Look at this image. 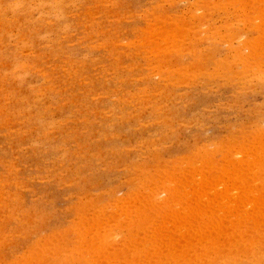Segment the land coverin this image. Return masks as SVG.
<instances>
[{"label": "rangeland", "instance_id": "rangeland-1", "mask_svg": "<svg viewBox=\"0 0 264 264\" xmlns=\"http://www.w3.org/2000/svg\"><path fill=\"white\" fill-rule=\"evenodd\" d=\"M174 1L0 0V264H64L65 260L66 264H74L77 261L74 260L77 257L75 253L78 254L76 249L80 247L79 251L83 252H80L79 262L75 264H93L95 257L96 264L102 260L100 264H112L113 260L114 264L116 261L117 264L123 261V264H140L141 260V264H145L146 260L152 263L161 248L163 252L166 247H169L167 251L177 249L174 238L177 237L180 244L184 235L179 234L188 236L198 227H206V220L214 213L223 217L227 212L231 214L224 217V226L221 228L224 229L225 225L229 227L226 231L220 229L227 232L242 213V218L251 217L252 207L256 203L252 205V200H256V195L262 201L259 204L264 203V193H261L264 192V169L260 168H264V153L257 151L256 145L261 143L262 148L264 142V71H260L259 75L261 69L253 71L255 68H252L250 71L246 63L248 60L251 65L257 58L258 64L264 59L261 58L264 57L261 51L264 49V21H260L262 17L264 19V6L260 7L264 3L246 0L249 4L242 5V8L240 4L245 0L241 3L238 0L240 6L235 0ZM252 6L256 7L255 13ZM244 14L246 17H243ZM258 20L260 23H257ZM231 32L238 37L232 38ZM251 43H255L256 47ZM249 56L251 58L247 59ZM227 63L228 67L225 68ZM254 63L253 67L256 66ZM259 65L262 66V63ZM254 72L259 74L255 75L257 73ZM253 127L258 129L257 132ZM257 137L261 139L258 142ZM247 154L249 156L244 157ZM216 155L222 156L218 159ZM205 158L211 161L207 162ZM201 160L205 161L202 163ZM241 161H244V167ZM252 161L256 164L250 168ZM213 177L214 180L218 179L217 189ZM208 180H212L209 186ZM196 195L199 196L198 200ZM217 203L224 205L220 207L221 210L217 208ZM158 207H165L166 212ZM261 208L259 210H263L261 213L264 215V208ZM259 212L253 213L259 217ZM201 215H205L206 219ZM141 216L142 219L139 218ZM201 218L206 222L205 225H197L198 222H204L199 220ZM136 219L139 221L136 222ZM226 220L229 222L225 223ZM79 223L82 225L79 226ZM147 224L153 225L152 229ZM108 229L111 233H108ZM177 229L184 230L177 232ZM102 233H105L106 239L111 238L107 240L110 244L105 245L106 239L101 241L105 237ZM161 233L166 234L164 238ZM127 237L133 238L131 243ZM139 237L141 241L148 240V237L153 238V241L166 237L170 241L161 240L160 245L165 244L157 252L159 247L155 250L153 247L150 249L149 245L146 250L145 242H141ZM66 238L69 240L66 241ZM89 240L93 243L91 249ZM169 242L175 245L171 243L168 246ZM134 243H137L135 247ZM182 243L180 247L186 249V241ZM143 248L145 251L141 250ZM59 250L66 251L67 256ZM84 252H90L93 258L90 254L84 256ZM138 253L140 256L145 255V258L138 256ZM82 254L83 258H80ZM24 257L28 260H24Z\"/></svg>", "mask_w": 264, "mask_h": 264}, {"label": "bare ground", "instance_id": "bare-ground-1", "mask_svg": "<svg viewBox=\"0 0 264 264\" xmlns=\"http://www.w3.org/2000/svg\"><path fill=\"white\" fill-rule=\"evenodd\" d=\"M114 1V0H113ZM205 1V0H204ZM207 1V0H206ZM227 1H229V0H227ZM236 1V3L238 4V6H240V7H242L243 8V6L242 5H244V4H249L248 2H249V0H248V2L246 1V2H244L243 0H239L240 1V3H238V0H235ZM254 1V0H253ZM259 2V1H261V2H263L264 3V0H256L255 2ZM169 2V1H168ZM173 2H175L174 0H173ZM177 2V1H176ZM208 2H210V1H208ZM207 2V3H208ZM216 2V1H215ZM218 2V1H217ZM220 2V1H219ZM226 2V1H225ZM261 2H259L260 4H263V3H261ZM163 3V2H162ZM212 3H213V1H212ZM231 3V2H230ZM235 2H234V4H236ZM250 3H251V0H250ZM258 3V4H259ZM216 4V3H215ZM227 5H228V3H226ZM240 4V5H239ZM254 4V3H253ZM260 4H259V6H260ZM194 5H196V3H194ZM207 5V4H206ZM205 5V6H206ZM230 5V4H229ZM228 5V6H229ZM231 5H232V3H231ZM251 5V4H250ZM257 5V4H256ZM217 6V5H216ZM237 6V5H236ZM235 6V7H236ZM237 6V7H238ZM248 6V5H247ZM255 6V5H254ZM254 6H252L253 8H254ZM258 6V5H257ZM264 5H261L260 7H263ZM208 7V6H207ZM234 7V6H233ZM196 8H198V6L196 7ZM251 7H249V9H250ZM264 8V7H263ZM252 9V8H251ZM250 9V10H251ZM256 9V7L253 9V11ZM247 10V9H246ZM261 10V9H260ZM196 11V10H195ZM243 11H245V10H243ZM263 11V10H262ZM192 12H194V11H192ZM260 11H258V13H259ZM238 13V12H237ZM242 13V12H241ZM254 13H255V11H254ZM166 14V13H165ZM193 14V13H192ZM249 14V13H248ZM251 14V13H250ZM262 14V13H261ZM263 14H264V12H263ZM240 15V14H239ZM238 15V16H239ZM259 15V14H258ZM250 16H252V15H250ZM264 16V15H263ZM105 17H106V15H105ZM121 17V16H120ZM157 17V16H156ZM155 17V18H156ZM161 17V16H160ZM174 17V16H173ZM176 17V16H175ZM178 17V16H177ZM176 17V18H177ZM192 17V16H191ZM242 17V16H241ZM243 17H246L245 16V14L243 15ZM254 17V16H253ZM256 17V16H255ZM258 17V16H257ZM260 17V16H259ZM159 18V17H158ZM162 18V17H161ZM182 19H183V16L181 17ZM201 18V17H200ZM205 18V17H204ZM238 18H240V17H238ZM263 18V17H262ZM261 18V23H262V20L264 21V19H262ZM164 19V18H163ZM171 19V18H170ZM180 19V18H179ZM178 19V20H179ZM189 19V18H188ZM201 19H203V18H201ZM217 19V18H216ZM259 19V18H258ZM153 20V19H152ZM205 20V19H204ZM241 20V19H240ZM246 20V19H245ZM171 21V20H170ZM177 21V20H176ZM175 21V22H176ZM189 21V20H188ZM193 21V20H192ZM227 21V20H226ZM236 21V20H235ZM238 21V20H237ZM249 21V20H248ZM247 21V22H248ZM259 21V20H258ZM257 21V23H260V21L258 22ZM202 22V21H201ZM225 22V21H224ZM185 23H187V22H185ZM191 23V22H190ZM198 23V22H197ZM241 23V22H240ZM244 23V22H243ZM250 23V22H249ZM253 23V22H252ZM256 23V22H255ZM257 23H256V25H257ZM182 24H183V21H182ZM189 24V23H188ZM175 25H179V24H175ZM181 25V24H180ZM198 25V24H197ZM202 25V24H201ZM207 25V24H206ZM245 25V24H244ZM255 25V26H256ZM151 26V25H150ZM154 26V25H153ZM165 26V25H164ZM185 26V25H184ZM228 26H229V24H228ZM247 26V25H246ZM264 26V25H263ZM145 27V26H144ZM177 27V26H176ZM199 27V26H198ZM201 27V26H200ZM205 27V26H204ZM222 27V26H221ZM227 27V26H226ZM238 27V26H237ZM258 28H259V25L257 26ZM166 28V27H165ZM180 28V30H181V27H179ZM248 28V27H247ZM251 28V27H250ZM256 28V27H255ZM101 29V28H100ZM148 29V28H147ZM161 29V28H160ZM164 29V28H163ZM227 29V28H226ZM229 29H232L231 27L229 28ZM238 29V28H237ZM239 29H240V27H239ZM254 29V28H253ZM143 30V29H142ZM149 30V29H148ZM159 30V29H158ZM99 31V30H98ZM115 31V30H114ZM181 31H183V30H181ZM189 31H191V30H189ZM194 31H196L197 32V30H194ZM227 31V30H226ZM235 32V31H234ZM156 33V32H155ZM161 33H162V31H161ZM183 33V32H182ZM199 33V32H198ZM235 33H237V32H235ZM235 33L234 34H232V32H231V34L232 35H234V36H232L231 34H230V36L232 37V38H234L235 37ZM150 34V33H149ZM157 34V33H156ZM197 34V33H196ZM240 34V33H239ZM147 35V34H146ZM162 35V34H161ZM160 35V36H161ZM183 35V34H182ZM153 36H154V34H153ZM158 36H159V34H158ZM165 36H167V35H165ZM170 36V35H169ZM172 36V35H171ZM208 37H209V35H207ZM206 36V37H207ZM116 37V36H115ZM149 37V36H148ZM164 37V36H163ZM173 37H175V36H173ZM236 37H238L237 35H236ZM235 37V38H236ZM252 37V36H251ZM151 38V37H150ZM154 38V37H153ZM205 38V37H204ZM210 38V37H209ZM231 38V39H232ZM112 39V38H111ZM174 39V38H173ZM211 39V38H210ZM215 39V38H214ZM264 39V38H263ZM140 40V39H139ZM147 40V39H146ZM160 41H161V37H160V39H159ZM158 40V41H159ZM166 40V39H165ZM202 40V39H201ZM233 40V39H232ZM231 40V41H232ZM241 40H242V38H241ZM149 41V40H148ZM147 41V42H148ZM154 41V40H153ZM152 41V42H153ZM157 41V42H158ZM164 41V40H163ZM115 42V41H114ZM121 42V41H120ZM176 42V41H175ZM229 42H230V39H229ZM242 42V41H241ZM256 42V41H255ZM259 42H260V40H259ZM258 42V43H259ZM154 43V42H153ZM156 43V42H155ZM160 43V42H159ZM164 43V42H163ZM163 43H162V45H163ZM167 43H169L168 41H167ZM141 44V43H140ZM158 44V43H157ZM230 44H232L231 42H230ZM237 44H238V42H237ZM252 45H254L253 43H251ZM139 45V44H138ZM234 45V44H233ZM236 45V44H235ZM241 45V44H240ZM239 45V46H240ZM243 45V44H242ZM246 45V44H245ZM183 46V45H182ZM194 46V45H193ZM259 46V45H258ZM260 46H262V45H260ZM264 46V45H263ZM153 47V46H152ZM164 47V46H163ZM249 47V46H248ZM254 47H256V45H254ZM253 47V48H254ZM151 48V47H150ZM165 48V47H164ZM191 48V47H190ZM242 48V47H241ZM251 48V47H250ZM249 48V49H250ZM257 48H259V47H257ZM256 48V49H257ZM264 48V47H263ZM154 49V48H153ZM163 49V48H162ZM188 49V48H187ZM192 49V48H191ZM147 50V49H146ZM159 50H160V47H159ZM159 50H158V52H159ZM178 50V49H177ZM254 50V49H253ZM252 50V52H254ZM259 50V49H258ZM264 50V49H263ZM263 50L261 49V51H262V53L264 54V52H263ZM153 51V50H152ZM257 51V50H256ZM256 51H255V53H256ZM260 51V50H259ZM155 52H157V51H155ZM185 52V51H184ZM198 52V51H197ZM252 52H250V53H252ZM165 53V52H164ZM235 53V52H234ZM254 53V54H255ZM152 54V53H151ZM166 54V53H165ZM154 55V54H153ZM197 55V54H196ZM237 55V54H236ZM244 55V54H243ZM257 55V54H256ZM259 55V54H258ZM167 56V55H166ZM251 56V55H250ZM248 57L247 59H249V58H251V57ZM240 57V56H239ZM255 57V56H254ZM261 57V56H260ZM164 58H165V56H164ZM235 58V57H234ZM244 58V57H243ZM261 58H264V57H261ZM163 59V58H162ZM194 59H196V58H194ZM242 59V58H241ZM255 59V60H254ZM253 60L254 61H256L254 64L256 65L255 67H253L252 66V64L253 63H251V65H250V63L248 62V60H246L247 62V64H249V65H247V67L249 68V70L251 69V70H253L254 68L256 69V68H259V69H261V70H259V72L260 71H264V63H263V61H264V59L262 60L261 59V62H259L258 64H257V58H254ZM260 59V58H259ZM198 60V59H197ZM244 60H245V58H244ZM252 60V61H253ZM214 61V60H213ZM222 61V60H221ZM230 61V60H229ZM235 61V60H234ZM249 61H251V60H249ZM176 62V61H175ZM233 62V61H232ZM225 63V62H224ZM242 63L244 64V61H242ZM262 63V66H260L259 64H261ZM179 64V63H178ZM160 65V64H159ZM164 65H166V64H164ZM198 65V64H197ZM217 65V64H216ZM184 66V65H183ZM245 66H246V64H245ZM226 67H228V63H227V66H225V68ZM263 69H262V68ZM179 68H181V67H179ZM199 68V67H198ZM198 68H196V69H198ZM245 68V67H244ZM247 68V69H248ZM253 68V69H252ZM191 69H193V68H191ZM216 69V68H215ZM246 69V70H247ZM253 70V71H257L258 69H256V70ZM213 70V69H212ZM222 70V69H221ZM224 70V69H223ZM222 70V71H223ZM229 70V69H228ZM244 70V69H243ZM246 70H244V71H246ZM250 70V71H251ZM165 71V70H164ZM172 71V70H171ZM198 71H200V70H198ZM160 72H161V70H160ZM201 72V71H200ZM208 72V71H207ZM219 72V71H218ZM185 72H183V74H184ZM254 73H257V72H254ZM253 73V74H254ZM153 74V73H152ZM172 74V73H171ZM201 74H202V72H201ZM213 74H215V73H213ZM259 73H257V74H255V75H258ZM180 75H181V73H180ZM217 75V74H216ZM227 75V74H226ZM236 75V74H235ZM251 75H252V73H251ZM259 75H261V72H260V74ZM263 75H264V73H263ZM262 75V76H263ZM190 76V75H189ZM224 76V75H223ZM186 77V76H185ZM261 77V76H260ZM259 77V78H260ZM176 78V77H175ZM264 78V77H263ZM179 79V78H178ZM160 104V103H159ZM163 107V106H162ZM254 123H255V121H254ZM248 124V123H247ZM264 124V123H263ZM258 125V124H257ZM260 125V124H259ZM258 125V126H259ZM251 127V126H250ZM257 127V126H256ZM233 128V127H232ZM254 128V127H253ZM252 128V129H253ZM264 129V128H263ZM238 130V129H237ZM254 130L256 131V130H258L257 128L255 129L254 128ZM253 130V131H254ZM242 131H244V130H242ZM252 132V131H251ZM257 132V131H256ZM263 133H264V131H263ZM237 135V134H236ZM164 137V136H163ZM263 137H264V135H263ZM235 138V137H234ZM260 138H261V136H260ZM196 139V138H195ZM229 139V138H228ZM233 139V138H232ZM241 139V138H240ZM244 139V138H243ZM242 139V140H243ZM254 139V138H253ZM257 140V142H258V137L256 138ZM261 139H263V138H261ZM261 139H259V140H261ZM248 140V139H247ZM246 140V141H247ZM255 140V139H254ZM228 141V140H227ZM262 141H264V140H262ZM261 141V142H262ZM215 143V142H214ZM213 143V144H214ZM227 143V142H226ZM241 143V142H240ZM246 143V142H245ZM253 143V142H252ZM244 144V143H243ZM255 144V143H254ZM263 144V146H264V142L262 143ZM155 145V144H154ZM210 145H212V144H210ZM221 145V144H220ZM220 145H219V147H220ZM224 145V144H223ZM230 146L232 145L231 143L229 144ZM235 145V144H234ZM239 145V144H238ZM242 145V144H241ZM256 145H258L257 146V151L258 150H261V153L263 154L264 152L262 151L263 149H264V147L263 146H261L262 148H260V145H261V143H259V144H257L256 143ZM188 146V145H187ZM222 146V145H221ZM253 145H251V147H252ZM201 147V146H200ZM217 148V147H216ZM226 148V147H225ZM241 148H244V146L243 147H241ZM247 148V147H246ZM248 148H249V146H248ZM255 148V147H254ZM207 149H210V147L208 148L207 147ZM220 149V148H219ZM218 149V150H219ZM231 149V148H230ZM236 149V148H235ZM234 149V150H235ZM256 149V148H255ZM201 150V149H200ZM206 150V149H205ZM221 150V149H220ZM219 150V151H220ZM224 150V149H223ZM245 150V149H244ZM249 150V149H248ZM252 149L250 148V151H251ZM212 151V150H211ZM210 151V152H211ZM217 151V150H216ZM222 151V150H221ZM220 151V152H221ZM239 151H241V150H239ZM250 151H249V153H250ZM254 151V150H253ZM252 151V152H253ZM201 152H202V150H201ZM207 152V151H206ZM203 153V152H202ZM214 153H216V152H214ZM223 153V152H222ZM230 153V152H229ZM246 153V152H245ZM248 153V152H247ZM257 153V152H256ZM260 153V152H259ZM259 153H257V154H259ZM188 154V153H187ZM186 154V155H187ZM193 154V153H192ZM199 154V153H198ZM205 154V153H204ZM184 155H185V153H184ZM190 155H191V153H190ZM189 155V156H190ZM194 155V154H193ZM240 155H243V154H240ZM240 155H239V157L238 158H240ZM261 155V154H260ZM207 156V155H206ZM209 156H211V154L209 155ZM213 156V155H212ZM217 156V155H216ZM222 156V155H221ZM221 156H217L218 157V159H219V157H221ZM228 156V155H227ZM249 155L247 154V156L245 155L244 157H248ZM251 156V155H250ZM255 156V155H254ZM263 157H264V155H262ZM180 157H182V156H180ZM179 157V158H180ZM186 157V156H185ZM191 157V156H190ZM194 157V156H193ZM192 157V158H193ZM199 157H201L200 155H199ZM203 157V156H202ZM201 157V158H202ZM253 157V156H252ZM262 157V158H263ZM158 158V157H157ZM209 158V157H208ZM207 158V160H206V158H205V160L208 162V159ZM211 158V157H210ZM213 158V157H212ZM211 158V159H212ZM235 158H237V157H235ZM242 158H243V156H242ZM156 159V158H155ZM166 159H168V158H166ZM170 159V158H169ZM188 159V158H187ZM194 159V158H193ZM196 159V158H195ZM211 159L209 160V161H211ZM216 159V158H215ZM233 159V158H232ZM247 159V158H246ZM250 159V157L248 158V160ZM264 159V158H263ZM156 160H158V159H156ZM162 160V159H161ZM177 160H179V159H177ZM182 160V159H181ZM180 160V161H181ZM192 160V159H191ZM204 160V161H205ZM221 160V159H220ZM231 160V159H230ZM229 160V161H230ZM254 160V159H253ZM184 161V160H183ZM189 160H187V162H188ZM194 161V160H193ZM202 161V160H201ZM204 161H202V163L204 162ZM213 161V160H212ZM236 161V160H235ZM240 161V160H239ZM263 161V160H262ZM190 162V161H189ZM188 162V163H189ZM199 162V161H198ZM220 162V161H219ZM241 162H243V167H244V161H241ZM240 162V163H241ZM248 162V161H247ZM250 162H251V159H250ZM253 163H251V166H250V168L254 165V161H252ZM206 163V162H205ZM215 163V162H214ZM221 163V162H220ZM246 163V162H245ZM177 164V163H176ZM179 164V163H178ZM185 164V163H184ZM187 164V163H186ZM198 164V163H197ZM209 164V163H208ZM213 164V163H212ZM218 164V163H217ZM224 164V163H223ZM256 164V163H255ZM188 166H189V164H187ZM196 165V164H195ZM199 165V164H198ZM214 165V164H213ZM212 165V166H213ZM219 165V164H218ZM246 165H247V163H246ZM261 165H262V163H261ZM264 165V164H263ZM164 166V165H163ZM173 166H174V164H173ZM184 166V165H183ZM182 166V167H183ZM204 166H207V165H204ZM232 167H233V165H231ZM240 165H238L237 167H239ZM255 166V165H254ZM191 167V166H190ZM194 167V166H193ZM223 167V166H222ZM242 167V166H241ZM242 167V168H243ZM246 167H248V165L246 166ZM245 167V168H246ZM257 167V166H256ZM264 167V166H263ZM176 168H177V166H176ZM178 168L180 169L181 167L180 166H178ZM198 168V167H197ZM231 168V167H230ZM255 167H253V169H254ZM261 169H264V168H262V167H260ZM175 169V168H174ZM193 169V168H192ZM234 169H236V168H234ZM238 169H240V168H238ZM247 169V168H246ZM249 169V168H248ZM247 169V170H248ZM256 169V168H255ZM168 171H169V169H167ZM178 170V169H177ZM176 170V171H177ZM185 170V169H184ZM183 170V171H184ZM196 170V169H195ZM201 170V169H200ZM204 170V169H203ZM221 170V169H220ZM247 170H245L246 172H249V171H247ZM250 170H252V169H250ZM151 171V170H150ZM174 171V170H173ZM172 171V172H173ZM180 171V170H179ZM178 171V172H179ZM199 171V170H198ZM219 171V170H218ZM239 171V170H238ZM254 172H255V170H253ZM167 172V171H166ZM191 172V171H190ZM223 172H224V168H223ZM222 172V173H223ZM237 172V171H236ZM235 172V173H236ZM251 172V171H250ZM153 173V172H152ZM184 173H186V172H184ZM208 173H209V171H208ZM213 173V172H212ZM212 173H210V174H212ZM226 173V172H225ZM225 173H223V174H225ZM263 173V172H262ZM181 174V173H180ZM201 174V173H200ZM203 174H205V172L203 173ZM216 174V173H215ZM227 174V173H226ZM239 175H240V173H238ZM250 174V173H249ZM153 175V174H152ZM157 175V174H156ZM169 175V174H168ZM168 175H166V176H168ZM182 175V174H181ZM186 175V174H185ZM191 175V174H190ZM205 175H207V172H206V174ZM217 175V174H216ZM233 175V174H232ZM138 176V175H137ZM155 176V175H154ZM159 176V175H158ZM160 176H161V174H160ZM175 176H177V175H175ZM195 176V175H194ZM198 176V175H197ZM254 176V175H253ZM256 176V175H255ZM262 176H264V175H262ZM172 177V176H171ZM209 177H210V175H209ZM236 177V176H235ZM245 177H247V176H245ZM157 178V177H156ZM159 178V177H158ZM168 178V177H167ZM170 178V177H169ZM173 178H175V177H173ZM172 178V179H173ZM243 178V177H242ZM183 179V178H182ZM195 179H198V178H195ZM200 179V178H199ZM201 179H202V177H201ZM223 179V178H222ZM181 180V179H180ZM191 180V179H190ZM189 180V181H190ZM203 180H205V179H203ZM206 180H207V177H206ZM218 180V179H217ZM217 180H214V177H213V181H214V183H215V181L217 182L215 185H214V187L217 189V188H219L218 186H219V183H218V181ZM221 180V179H220ZM233 180H234V178H233ZM240 180H242V179H240ZM244 180H245V178H244ZM256 180V179H255ZM11 181V180H10ZM144 181V180H143ZM184 181H186V180H184ZM188 181V180H187ZM199 181V180H198ZM209 181V180H208ZM231 181V180H230ZM236 181V180H235ZM239 181V180H238ZM258 180H256V182H257ZM160 182V181H159ZM175 182H176V180H175ZM191 182H193V181H191ZM190 182V183H191ZM195 182H197V181H195ZM200 182V181H199ZM205 182H207V181H205ZM210 182V181H209ZM211 182H212V180H211ZM210 182V184H208V186L209 185H211L212 183ZM244 182V181H243ZM242 182V183H243ZM247 182H248V180H247ZM144 183V182H143ZM178 183H180L179 181H178ZM184 183V182H183ZM183 183H182V185H183ZM198 183V182H197ZM201 183V182H200ZM213 183V184H214ZM230 183V182H229ZM144 184H148V183H144ZM188 184H189V182H188ZM191 184H193V183H191ZM196 184V183H195ZM199 184V183H198ZM204 184V183H203ZM217 184H218V186H217ZM224 184V183H223ZM246 184V183H245ZM252 184V183H251ZM259 184V183H258ZM153 185V184H152ZM181 184H180V187L182 186ZM202 185V184H201ZM200 185V186H201ZM205 185H207L206 183H205ZM222 185V184H221ZM239 185H241V184H239ZM253 185H255V184H253ZM261 185L262 184H260L259 186H260V188H261ZM263 185H264V182H263ZM142 186V185H141ZM154 186V185H153ZM186 186H187V184H186ZM185 186V187H186ZM189 186V185H188ZM192 186H194V185H192ZM191 186V187H192ZM223 186V185H222ZM243 186V185H242ZM247 186V185H246ZM250 186V185H249ZM248 186V187H249ZM258 186V187H259ZM144 186H142V188H143ZM148 186H146V188H147ZM164 187V186H163ZM162 186H161V188H163ZM183 187V186H182ZM240 187V186H239ZM255 187V186H254ZM257 187V186H256ZM149 188V187H148ZM160 188V189H161ZM184 188V187H183ZM182 188V189H183ZM187 188V187H186ZM145 189V188H144ZM155 189H156V187H155ZM172 189H173V187H172ZM191 188H189V190H190ZM197 189V188H196ZM206 189V188H205ZM226 189V188H225ZM243 189H245V188H243ZM255 189V188H254ZM256 189H258V188H256ZM262 189H264V187L262 188ZM164 190V189H163ZM185 190V189H184ZM248 190V189H247ZM250 190V189H249ZM248 190V191H249ZM252 190V189H251ZM261 190V189H260ZM259 190V191H260ZM118 191V190H117ZM152 191V190H151ZM166 191V190H165ZM172 191V190H171ZM194 191V190H193ZM196 191V190H195ZM216 191V190H215ZM219 191V190H218ZM236 191H238L237 189H236ZM244 192H245V190H243ZM254 191V190H253ZM264 191V190H263ZM154 192V191H153ZM163 192V191H162ZM191 192V191H190ZM221 192V191H220ZM222 192H223V190H222ZM221 192V193H222ZM226 192H228V190L226 191ZM254 192H256V191H254ZM253 192V193H254ZM141 194H142V192H140ZM146 193V192H145ZM156 194H157V192H155ZM166 193V192H165ZM183 193V192H182ZM207 193V192H206ZM230 193V192H229ZM233 193V192H232ZM251 193V192H250ZM249 193V194H250ZM262 194L264 193V192H261ZM134 194V193H133ZM139 194V193H138ZM137 194V195H138ZM191 194V193H190ZM195 194V193H194ZM203 194V193H202ZM261 194V195H262ZM119 195H121V194H119ZM130 195V194H129ZM183 195V194H182ZM200 195V194H199ZM208 195V194H207ZM232 195V194H231ZM260 195V194H259ZM264 195V194H263ZM127 196H128V194H127ZM126 196V197H127ZM142 196V195H141ZM158 196H159V194H158ZM173 196V195H172ZM197 197H196V199L199 197L198 195H196ZM204 196V195H203ZM203 196H202V198H203ZM224 196V195H223ZM228 196V195H227ZM247 196V195H246ZM245 196V197H246ZM120 197V196H119ZM133 197V196H132ZM156 197V196H155ZM192 197V196H191ZM210 197V196H209ZM216 197V196H215ZM222 197V196H221ZM230 197V196H229ZM234 197V196H233ZM232 197V198H233ZM249 197V196H248ZM247 197V198H248ZM260 197V196H259ZM257 198V195H256V200L255 199H253L252 200V205H253V202L255 203H257L258 201V203L255 205L254 204V206L251 208L252 209V211L255 213V212H257L258 210H259V208H264L263 206V204L262 205H260L261 203H262V201H261V199L260 198ZM264 197V196H263ZM116 198V197H115ZM142 198H144V197H142ZM141 198V199H142ZM207 198V197H206ZM217 198V197H216ZM231 198V199H232ZM246 198V199H247ZM253 198H254V194H253ZM124 199V198H123ZM156 199V198H155ZM163 199V198H162ZM171 199V198H170ZM194 199V198H193ZM200 200H201V198H199ZM205 199V198H204ZM203 199V200H204ZM258 199H260V200H258ZM264 199V198H263ZM118 200V199H117ZM122 200V199H121ZM172 200H174V198H172ZM198 200V199H197ZM199 200V201H200ZM207 200V199H206ZM205 200V201H206ZM211 200V199H210ZM213 200V199H212ZM240 200V199H239ZM245 200V199H244ZM114 201H115V199H114ZM120 201V200H119ZM126 201V200H125ZM127 201H129L128 199H127ZM135 201V200H134ZM137 201H138V199H137ZM151 201V200H150ZM195 201V200H194ZM215 201H217L216 199H215ZM221 201H222V199H221ZM229 201V200H228ZM241 201V200H240ZM247 201V200H246ZM102 202H103V200H102ZM111 202V201H110ZM152 202V201H151ZM164 202V201H163ZM162 202V203H163ZM174 202V201H173ZM177 202H179V201H177ZM207 202H208V200H207ZM223 202V201H222ZM264 202V201H263ZM108 203V202H107ZM112 203V202H111ZM138 203V202H137ZM150 203V202H149ZM161 203V204H162ZM200 203V202H199ZM198 203V204H199ZM204 203V202H203ZM211 203H212V201H211ZM233 203V202H232ZM237 203V202H236ZM260 203V204H259ZM101 204V203H100ZM147 204V203H146ZM160 204V205H161ZM164 204V203H163ZM179 205H180V203H178ZM177 204V205H178ZM197 204V205H198ZM206 204V203H205ZM215 204H216V202H215ZM231 204V203H230ZM230 204H228V205H230ZM102 205V204H101ZM100 205V206H101ZM108 205H110V204H108ZM119 205V204H118ZM168 205V204H167ZM170 205V204H169ZM176 205V204H175ZM187 205V204H186ZM202 205V203L200 204V206ZM212 205H213V203H212ZM211 205V206H212ZM240 205H243V204H240ZM249 205V204H248ZM257 205H258V207H257ZM79 206V205H78ZM103 206V205H102ZM150 206V205H149ZM161 206H164V205H161ZM166 206V205H165ZM173 206V205H172ZM209 206V205H208ZM207 205H206V207H208ZM217 208H219L220 209V207H223V206H221V204L219 205L218 203H217ZM232 206V205H231ZM244 206V205H243ZM250 206V205H249ZM260 206V207H259ZM99 207V206H98ZM118 207V206H117ZM135 207V206H134ZM148 207V206H147ZM167 207V206H166ZM171 207V206H170ZM184 207V206H183ZM215 207V206H214ZM237 207V206H236ZM235 207V208H236ZM245 207V206H244ZM255 207V208H254ZM90 208H92V207H90ZM105 208H106V206H105ZM115 208H116V206H115ZM140 208V207H139ZM142 208V207H141ZM152 208V207H151ZM159 209H163L162 210V212L163 211H165L166 212V210H164V208L165 207H158ZM173 208V207H172ZM186 208V207H185ZM189 208V207H188ZM188 208H186V209H188ZM195 208H196V206H195ZM202 208H205V207H203L202 206ZM229 208V209H228ZM227 209L229 210V211H232V208L231 207H228ZM230 208H231V210H230ZM239 208H240V206H239ZM239 208H237V209H239ZM246 208H248V207H246ZM257 208V209H256ZM261 208V209H262ZM81 209V208H80ZM94 209V208H93ZM98 209H100V208H98ZM107 209V208H106ZM121 209V208H120ZM135 209H136V207H135ZM149 209V208H148ZM158 209V210H159ZM167 209V208H166ZM171 209V208H170ZM223 209H225V208H223ZM242 209H243V207H242ZM103 210V209H102ZM112 210V209H111ZM129 210V209H128ZM141 210V209H140ZM169 210V209H168ZM167 210V211H168ZM197 210V209H196ZM202 210V209H201ZM205 209H203V211H204ZM214 210H215V208H214ZM221 210V209H220ZM227 210V211H228ZM255 210H257V211H255ZM76 211V210H75ZM99 211V210H98ZM113 211V210H112ZM118 211H120V210H118ZM125 211V210H124ZM138 211V210H137ZM152 211H155V210H152ZM152 211H150V212H152ZM172 211H175V209H173ZM171 211V212H172ZM216 211H218V210H216ZM223 211V210H222ZM222 211H221V213L220 214H222ZM224 211H226V210H224ZM249 211V210H248ZM260 211V210H259ZM258 211V212H259ZM261 211H263V210H261ZM261 211L259 212L260 213V215L262 214L261 213ZM82 212V211H81ZM91 212V211H90ZM96 212V211H95ZM102 212V211H101ZM105 212H107V211H105ZM160 212V211H159ZM164 212V213H165ZM170 212V215L172 214ZM192 212V211H191ZM207 212V211H206ZM241 212V211H240ZM242 212H243V210H242ZM252 212V214H251V217H253V216H255L254 215V213ZM258 212L257 213H255V214H258ZM79 213V212H78ZM83 213V212H82ZM81 213V214H82ZM98 213V212H97ZM97 213H95V214H97ZM103 213V212H102ZM101 213V214H102ZM111 213V212H110ZM117 213V212H116ZM115 213V214H116ZM129 213V212H128ZM140 213V212H139ZM145 213V212H144ZM147 214L149 213V212H146ZM145 213V214H146ZM157 213V212H156ZM168 213V212H167ZM177 213V212H176ZM199 213V212H198ZM212 213H213V211H212ZM212 213H210V215H213ZM225 213V212H224ZM229 212H227V214H228ZM233 213V212H232ZM239 213V212H238ZM250 213V212H249ZM112 214V213H111ZM114 214V213H113ZM193 214V213H192ZM200 214H203V213H201L200 212ZM204 214H206V213H204ZM215 215H213V216H210V217H208L207 219L208 220H206V222H208V225H206V227L205 226H201V227H198L197 229H195L193 232H189L188 231V236L187 235H185L184 233H181V234H179L180 236H182V234L184 235V237H185V240H184V237L183 238H181V239H183V241H186V243L187 244H185L184 243V245L186 246V249H184V248H181L182 246H183V241L182 242H180V244L178 243L179 241H177V237L176 238H174L176 241H175V243L177 244V249H175V248H173V247H170V248H173V250H171V251H167L166 249H169V247L167 248L166 247V249H164V252L162 251L163 250V248H161V246L162 245H164L165 243H162L161 245H160V241L161 240H169V239H167L166 237H165V239H160V240H155V241H153V238L151 239V238H149L148 237V240L149 239H151L149 242H151V244L148 242V240L147 239H145V240H143V241H141V238L142 239H144V234H143V236L144 237H142L141 236V238L139 239L141 242H145L144 244H145V249L148 247V245L150 246V249H151V247H153V249H155V250H157V248L159 247V249L157 250V252L159 251L160 252V248L162 249L161 250V252H163V253H161L160 252V254L159 255H155V258H157L155 261H153L152 263L151 262H148L147 263V261H149V260H146V262H144L145 264H264V215L262 214L261 216L262 217H260V215H258L259 217H257V215L255 216V217H253V218H251L250 217V215H248L250 218H242L241 217V215H243V213L240 215V218L239 219H237V221H235L234 223L235 224H237V225H231L230 227L231 228H229V230H227V232H223V231H226V228H228L229 226L228 225H225L226 227H224V229H222L221 227L222 226H224L223 224H224V220L223 219H225L226 218V216H229V215H227L226 214V216L224 215V217H223V215H216V213H214ZM230 214V213H229ZM246 213H244V215H245ZM79 215V214H78ZM105 215V214H104ZM104 215H102V217L104 216ZM106 215H108L107 213H106ZM105 215V216H106ZM141 215H143V214H141ZM174 215H175V213H174ZM173 215V216H174ZM177 215V214H176ZM184 215V214H183ZM198 215V214H197ZM231 215V214H230ZM236 215V214H235ZM114 216V215H113ZM124 216V215H123ZM136 216V215H135ZM138 216V215H137ZM148 216V215H147ZM202 216V215H201ZM201 216H197V217H201ZM208 216V215H207ZM237 216V215H236ZM79 217V216H78ZM86 217V216H85ZM87 217H88V215H87ZM97 217H99L98 215H97ZM96 217V218H97ZM169 217V216H168ZM170 217H172V216H170ZM195 217H196V215H195ZM203 217V216H202ZM221 217H223V218H221ZM231 217V216H230ZM244 217H246V216H244ZM257 217V218H256ZM89 218V217H88ZM95 218V217H94ZM100 218V217H99ZM109 218H110V215H109ZM114 218V217H113ZM112 218V219H113ZM125 218V217H124ZM126 218H127V216H126ZM125 218V219H126ZM128 218L130 219V217L128 216ZM132 218V217H131ZM134 218V217H133ZM139 218H141L142 219V216L141 217H139ZM161 218V217H160ZM165 218V217H164ZM176 218V217H175ZM180 219H181V217H179ZM182 218H183V216H182ZM204 219H206L205 218V215H204V217H203ZM229 217H227V219H228ZM82 219H84V218H82ZM86 219V218H85ZM140 219V220H141ZM167 219V218H166ZM173 219H174V217H173ZM180 219H179V222H180ZM198 219V218H197ZM230 219V218H229ZM80 220V219H79ZM101 220V219H100ZM104 220V219H103ZM102 220V221H103ZM116 220V219H115ZM168 220V219H167ZM172 220V219H171ZM170 220V221H171ZM175 220V219H174ZM178 220V218L176 219V221ZM182 220H185V219H182ZM199 220H201V221H204V220H202V218L201 219H199ZM233 220H235V219H233ZM86 221V220H85ZM123 221V220H122ZM137 221H139L138 219H136V222ZM231 222L230 223H233L232 222V220H230ZM84 222V221H83ZM90 222V221H89ZM96 222V221H95ZM119 222H120V220H119ZM119 222H117V223H119ZM128 222V221H127ZM141 222V221H140ZM140 222H138V224H140ZM144 222V221H143ZM165 222V221H164ZM164 222H162V224H168L167 222L166 223H164ZM172 223H174V221H171ZM183 222H185V221H183ZM205 221L204 222H198V224L197 225H199V223H203V225H205L204 223H206ZM226 222H229V221H225V223ZM237 222V223H236ZM97 223V222H96ZM96 223H94V224H96ZM142 223V222H141ZM149 223V222H148ZM153 223H155V222H153ZM159 223V222H158ZM157 223V224H158ZM171 223V224H172ZM176 223V222H175ZM77 224V223H76ZM80 224V223H79ZM107 224V223H106ZM105 224V225H106ZM137 224V223H136ZM178 224V223H177ZM184 224H186V225H188L187 223H184ZM229 224V223H228ZM82 224H80L79 226H81ZM86 225V224H85ZM90 224H88L87 226H86V228L89 226ZM109 224H107V226H108ZM143 225H145V223H143ZM142 225V226H143ZM148 225V224H147ZM175 225V224H174ZM185 225V226H186ZM77 226V225H76ZM102 226V225H101ZM126 226V225H125ZM127 226H129L128 224H127ZM150 226V228H151V226H153V225H148V227ZM172 226H173V224H172ZM184 226V225H183ZM182 226V227H183ZM69 227V226H68ZM91 227V226H90ZM89 227V228H90ZM97 227H99V226H97ZM138 227V226H137ZM136 227V228H137ZM147 227V228H148ZM175 227H177V226H175ZM174 227V228H175ZM208 227V229H206ZM93 228V227H92ZM107 228V227H106ZM106 228H105V230H106ZM111 228H114V226L113 227H111ZM139 228V227H138ZM164 228V227H163ZM190 228V227H189ZM85 229V228H84ZM84 229H82V230H84ZM103 229V228H102ZM102 229H101V231H102ZM125 229V228H124ZM135 229V228H134ZM141 229V228H140ZM140 229H138V231L140 230ZM152 229V228H151ZM169 229V228H168ZM170 229H171V227H170ZM179 229H180V227H179ZM179 229H177V232H178V230ZM188 229V228H187ZM223 230V231H221V230ZM79 229H77V232H79L78 231ZM94 230H96V229H94ZM109 230V229H108ZM128 230V229H127ZM129 230H130V228H129ZM143 230V229H142ZM174 230V229H173ZM184 230V229H183ZM182 229L181 230H179V231H183ZM189 230H191V228L189 229ZM58 232H59V229L57 230ZM62 231V230H61ZM71 231H72V228H71ZM80 231H81V229H80ZM137 231V230H136ZM144 231H146L145 229H144ZM164 231H166V230H164ZM163 231V232H164ZM176 231V230H175ZM175 231L173 232V234L175 233ZM89 232H90V230H89ZM92 232V231H91ZM95 232V231H94ZM99 232V231H98ZM98 232L97 233H95V236H96V234H98ZM110 232V230L108 231V233ZM133 232V231H132ZM155 232V231H154ZM170 232H172V230L170 231ZM176 232V233H177ZM223 232V233H222ZM60 233V232H59ZM82 233V232H81ZM111 233V232H110ZM142 233H143V231H142ZM156 233V232H155ZM160 233V232H159ZM176 233H175V235H176ZM180 233V232H179ZM186 233H187V230H186ZM5 234V233H4ZM54 234V233H53ZM53 234L51 235L50 234V236H53ZM61 234H62V232H61ZM65 234H66V232H65ZM91 234V233H90ZM102 234H104L105 235V233H102ZM120 234V233H119ZM149 234V233H148ZM165 233H161V235H162V237L163 236H165L164 235ZM168 234H169V232H168ZM74 235V234H73ZM84 235V234H83ZM92 235H93V233H92ZM91 235V236H92ZM112 235V234H111ZM135 235H136V233H135ZM134 235V236H135ZM159 235V234H158ZM158 235H155V236H157V237H159ZM178 235V236H179ZM22 236V235H21ZM50 236H49V238H50ZM98 236V235H97ZM130 236V235H129ZM150 236V235H149ZM151 236H153V235H151ZM154 236V237H155ZM54 237H55V235H54ZM61 237V236H60ZM60 237H59V239H60ZM79 237V236H78ZM77 237V238H78ZM81 237H83V236H81ZM93 237V236H92ZM112 237H114V236H112ZM119 237H120V235H119ZM132 237V236H131ZM138 237V236H137ZM136 237V238H137ZM169 237V236H168ZM171 237H172V235H171ZM48 238V237H47ZM47 238H45V239H47ZM51 238H53V237H51ZM50 238V239H51ZM57 238V237H56ZM56 238L54 239V240H56ZM63 238H65V237H63ZM84 238V237H83ZM86 238H88V236L87 237H85V239ZM98 238H99V236H98ZM97 238V239H98ZM101 238V237H100ZM99 238V239H100ZM108 238H110V237H107V239H106V235H105V237H103L102 239H101V241L102 240H104V239H106V240H104V242H105V245H107V244H110L108 241L111 239H108ZM115 238V237H114ZM129 240H127V241H129L130 242V240H131V242H132V240H133V238H129V237H127ZM135 238V237H134ZM146 238H147V236H146ZM160 238H161V236H160ZM164 238V237H163ZM170 238V237H169ZM74 239V238H73ZM79 239V238H78ZM95 239V238H94ZM156 239H158V238H156ZM174 239H172L173 241H174ZM179 239V238H178ZM40 240V239H39ZM58 240V239H57ZM69 239H67L66 238V241H68ZM80 240H82V239H80ZM108 240V241H107ZM113 240V239H112ZM121 240V239H120ZM138 240V241H139ZM171 240V241H172ZM180 240V239H179ZM38 241V240H37ZM36 241V242H37ZM49 241H51V240H49ZM53 241V240H52ZM86 241H87V239H86ZM90 241V240H89ZM91 241H92V239H91ZM91 241H90V249L92 248V246H93V243H91ZM95 241H97L96 239H95ZM126 241V242H127ZM135 241V240H134ZM133 241V242H134ZM170 241V240H169ZM42 242V241H41ZM100 241H98V243H99ZM111 242V241H110ZM116 242V241H115ZM130 242V243H131ZM140 242V244H142ZM148 242V243H147ZM167 242V241H166ZM49 243V242H48ZM59 243V242H58ZM63 243H64V241H63ZM81 243V242H80ZM97 243V242H96ZM96 243L94 242V245H96ZM101 243V242H100ZM118 243V242H117ZM129 243V245L131 246V244ZM138 244H139V242H137ZM137 243H136V245H137ZM172 243V242H171ZM170 242H169V245L168 244H166V246L168 245V246H170V244H171ZM37 244V243H36ZM42 244H44V242L42 243ZM47 244V243H46ZM87 244H88V242H87ZM119 244H122L121 242L119 243ZM126 244V243H125ZM172 244H174V243H172ZM171 244V245H172ZM182 244V245H181ZM39 245H41L40 244V242H39ZM57 245V244H56ZM81 245V244H80ZM84 245V244H83ZM86 245V244H85ZM101 245H102V243H101ZM135 245V243H134V247L136 246ZM175 245V244H174ZM180 245H181V247H180ZM32 246H34V245H32ZM46 246V245H45ZM96 246H98V245H96ZM96 246H94V247H96ZM100 246V245H99ZM104 246V245H103ZM103 246H102V249H103ZM120 246V245H119ZM123 246V245H122ZM130 246H128V247H130ZM140 247L141 246H143V244L142 245H139ZM35 247V246H34ZM40 247V246H39ZM39 247H37V248H39ZM48 247H50V245L48 246ZM51 247H52V245H51ZM71 247V246H70ZM78 247V246H77ZM83 247H85V246H83ZM118 247V246H117ZM139 247V248H140ZM54 248V247H53ZM63 248V247H62ZM61 248V249H62ZM76 248V247H75ZM81 248V247H80ZM80 248L79 249H76V252H78V254L77 253H75L76 254V256L77 257H75L74 258V260H77L78 261V259H79V257H78V255L80 254V252H83V251H79L80 250ZM89 248V247H88ZM106 248V247H105ZM124 248V247H123ZM127 248V246L125 247V249ZM131 248V247H130ZM130 248H128V249H130ZM142 248V247H141ZM165 248V247H164ZM28 249V248H27ZM64 249V248H63ZM66 249V251H67V248H65ZM72 249V248H71ZM90 249H87V251L88 250H90ZM94 249V248H93ZM98 248H96V250H97ZM132 249H133V245H132ZM149 249V248H148ZM175 249V250H174ZM181 249H183V250H181ZM32 250V249H31ZM33 250H34V248H33ZM50 250H51V248H50ZM53 250V249H52ZM74 250V249H73ZM78 250V251H77ZM83 250V249H82ZM85 250V249H84ZM101 250V249H100ZM119 250V249H118ZM137 250V249H136ZM142 251L144 250V248L143 249H141ZM147 250V249H146ZM166 250V251H165ZM46 251V250H45ZM60 252H64V251H61V250H59ZM65 251V252H66ZM70 251V250H69ZM75 251V250H74ZM86 251V250H85ZM102 251V250H101ZM106 251H108L109 252V250H106ZM113 251V250H112ZM129 251V250H128ZM131 251V250H130ZM145 251V250H144ZM148 251H150V250H148ZM43 252V251H42ZM47 252V251H46ZM64 252V253H65ZM72 251H70V253H71ZM90 252H92V250L90 251ZM90 252H89V254H90ZM95 252V251H94ZM97 252H99L98 254H100V251H98L97 250ZM124 252V251H123ZM136 252H138V251H136ZM152 253L151 254H153V251H151ZM154 252H156V251H154ZM23 253V252H22ZM29 253V252H28ZM34 253V252H33ZM38 253V252H37ZM36 253V254H37ZM69 253V254H70ZM73 253V252H72ZM88 252H84V256H85V254H87ZM96 253V252H95ZM95 253H94V255H95ZM103 253V252H102ZM106 253V252H105ZM110 253H111V251H110ZM128 253V252H127ZM130 253V252H129ZM131 253H134L133 251L131 252ZM129 254V255H132V254ZM145 253V252H144ZM143 253V254H144ZM148 253V252H147ZM42 254V253H41ZM59 254V253H58ZM57 254V255H58ZM66 254V253H65ZM68 254V253H67ZM67 254H66V256H67ZM74 254V255H75ZM87 254V257L88 256H90V255H92V254ZM97 254V255H98ZM114 254V253H113ZM142 254V253H141ZM149 254V253H148ZM156 254H158V253H156ZM39 255V254H38ZM44 255V254H43ZM43 255H41V256H43ZM62 256H63V254H61ZM105 255V254H104ZM107 255V254H106ZM134 255H136V254H134ZM138 256H140V254L138 253L137 254ZM147 255V254H146ZM154 255V254H153ZM31 256V255H30ZM33 256V258H34V254L32 255ZM50 256V255H49ZM73 256V255H72ZM103 256V255H102ZM118 256V255H117ZM124 256V255H123ZM123 256H122V258H123ZM142 256V255H141ZM140 256V257H141ZM145 256V255H144ZM144 256H142V257H144ZM149 256V255H148ZM157 256V257H156ZM46 257H48V255L47 256H45V258ZM52 257H54V256H52ZM56 257V256H55ZM54 257V258H55ZM58 257H60V256H58ZM65 257V256H64ZM63 257V258H64ZM92 258H93V255L91 256ZM95 257V256H94ZM100 257V256H99ZM107 257H108V255H107ZM115 257V256H114ZM121 257V256H120ZM135 257V256H134ZM139 257V258H140ZM153 257V256H152ZM151 257V258H152ZM23 258V257H22ZM21 258V259H22ZM26 257H24V260H28V259H25ZM28 258H29V256H28ZM32 258V257H31ZM32 258V259H33ZM54 258H52L53 260H54ZM67 258V257H66ZM80 258H83V254H82V257H80ZM86 258V257H85ZM90 258V257H89ZM96 258V257H95ZM95 258H93V264H96V263H94V261H96V260H94ZM101 258V257H100ZM100 258H98V260L100 259ZM103 258V257H102ZM109 258H111V257H109ZM108 258V259H109ZM125 258H126V256H125ZM145 258V257H144ZM143 258V259H144ZM39 259V258H38ZM51 259V258H50ZM73 259V258H72ZM104 259V258H103ZM114 259V258H113ZM152 259H154V257L152 258ZM40 260L42 261V257H40ZM46 260H47V258H46ZM45 260V261H46ZM59 260H60V258H59ZM64 260H65V258H64ZM68 260V259H67ZM71 260V259H70ZM81 260V259H80ZM84 261H85V259H83ZM92 260V259H91ZM125 260V259H124ZM131 260V259H130ZM134 260V259H133ZM137 260V259H136ZM136 260H134V261H136ZM140 260V259H139ZM145 260V259H144ZM10 261V260H9ZM18 261H19V259H18ZM30 261V260H29ZM34 261V260H33ZM38 261V260H37ZM56 261H57V259H56ZM66 261V260H65ZM65 261L63 262L64 264H66L65 263ZM75 262V263H78V262ZM82 261V260H81ZM89 261V260H88ZM100 261H101V259H100ZM102 261H104V260H102ZM101 261V262H102ZM123 261V260H122ZM126 261H127V259H126ZM3 262V261H2ZM22 262V261H21ZM44 262V261H43ZM53 262V261H52ZM70 262V261H69ZM83 262V261H82ZM100 262V263H101ZM114 262H115V260H113V263H112V258H111V261H110V263H112V264H114ZM117 263H118V261H116ZM132 262V261H131ZM140 262V261H139ZM138 262V263H139ZM141 262H143V260H141ZM141 262H140V264H141ZM13 263H15V262H13ZM22 263H24V262H22ZM29 263V262H28ZM36 263V262H35ZM42 263V262H41ZM50 263H51V261H50ZM74 263V264H75ZM100 263H98V264H100ZM104 263V262H103ZM117 263H115V264H117ZM119 263H120V261H119ZM123 263H124V261H123ZM122 263V264H123ZM126 263V262H125ZM136 263V262H135ZM134 263V264H135ZM4 264V263H3ZM12 264V263H11ZM18 264H20V263H18ZM24 264H26V263H24ZM31 264V263H30ZM33 264V263H32ZM37 264H39V263H37ZM43 264H45V263H43ZM47 264H49V262L47 263ZM52 264V263H51ZM54 264V263H53ZM57 264H59V263H57ZM82 264H84V263H82ZM129 264V263H128Z\"/></svg>", "mask_w": 264, "mask_h": 264}]
</instances>
